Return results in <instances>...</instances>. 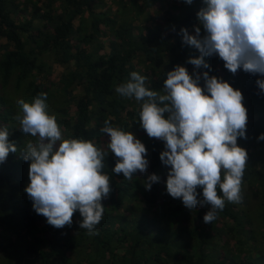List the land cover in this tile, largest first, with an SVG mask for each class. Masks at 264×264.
<instances>
[{"label": "trees", "instance_id": "1", "mask_svg": "<svg viewBox=\"0 0 264 264\" xmlns=\"http://www.w3.org/2000/svg\"><path fill=\"white\" fill-rule=\"evenodd\" d=\"M168 3L0 0V127H8V140L17 147L0 162V264H264V140L258 139L264 133V91L256 83L264 77L243 70L232 74L216 55L204 57L208 69L195 68L188 61L200 52L184 43L179 33L186 27L194 34L202 0ZM176 65L185 66L191 75L208 71L226 80L242 92L247 108V138L237 141L248 153L242 200L225 201L211 224L203 222L210 205L190 210L182 199L167 193L170 166L160 159L164 142L150 138L141 127V102L115 91L133 71L147 78L151 90L161 91L167 72ZM198 83L203 87V79ZM42 92L65 138L90 139L107 152L110 137L100 131L107 119L125 131L133 124L136 138L147 149V173L137 171L131 181L113 171L114 153L105 157L102 171L112 190L102 201L103 217L91 233L79 227L78 211L70 226H51L35 212L24 191L30 162L22 157L30 138L26 142L15 120L20 112L17 101L32 102ZM152 173L160 179L146 190L144 179ZM244 184L256 188L258 238L251 235L256 230L244 207ZM197 191L202 199V189ZM222 233L239 238L230 249L221 242L223 250L214 256L219 237L226 235ZM213 236L216 242L210 240ZM243 237L251 246L238 252ZM253 245L256 254L246 256Z\"/></svg>", "mask_w": 264, "mask_h": 264}, {"label": "clouds", "instance_id": "2", "mask_svg": "<svg viewBox=\"0 0 264 264\" xmlns=\"http://www.w3.org/2000/svg\"><path fill=\"white\" fill-rule=\"evenodd\" d=\"M186 2L192 4L193 0ZM202 4L194 34L186 27L179 33L184 43L200 52L188 62L197 69H208L204 57L216 55L232 74L243 70L264 77V0H202ZM146 79L133 71L115 91L141 102V127L150 138L164 142L160 159L170 166L167 193L182 199L190 210L198 204L210 205L203 222L211 224L225 201L242 200L248 162L247 150L237 143L238 138H247L242 92L208 71L191 75L182 65L167 72L161 91L147 87ZM201 79L203 87L198 83ZM256 83L264 91V79ZM46 99L42 92L32 102L17 101L20 112L15 120L26 136L35 138L23 152V160L30 162V182L24 191L35 212L51 226H70L78 211L82 217L79 227L91 233L103 217L102 201L112 190L109 176L102 171L105 157L114 153L117 162L113 171L131 181L137 171L147 173V149L134 133L114 127L107 119L100 129L110 137L107 152L90 139L65 138L55 116L47 111ZM8 136V127H0V162L6 161L10 152H17ZM258 139L264 140V133ZM159 179L155 173L147 174L146 190ZM198 188L202 199H198Z\"/></svg>", "mask_w": 264, "mask_h": 264}, {"label": "rangeland", "instance_id": "3", "mask_svg": "<svg viewBox=\"0 0 264 264\" xmlns=\"http://www.w3.org/2000/svg\"><path fill=\"white\" fill-rule=\"evenodd\" d=\"M171 1L172 0H168V5H170V3H171ZM47 61V60H46ZM48 63H49V59H48V61H47ZM12 81V80H11ZM14 83H13V81L12 82H9L8 84H7V87H8V90H11V86L13 85ZM130 129H131V132L132 133H134V135L136 136L137 135V132H138V130L133 126V124H132V126L130 127ZM30 138V140L29 141H33L34 142V140H35V138H33V137H31V136H27V138H26V142H27V140ZM28 141V142H29ZM27 142V143H28ZM255 190H256V188H254L252 185H249V184H244L243 185V187H242V193L246 196V205L244 206L245 208L247 207L248 208V213H249V215H250V219H251V225H252V227L256 230V232H252V236H256L257 238H258V236H259V233H258V228H257V221H258V209H257V196H256V194H255ZM223 222V220L222 221H218L217 222V224L215 223V225L214 226H219L221 223ZM227 222V221H226ZM224 224V223H223ZM228 224H230V222H228ZM199 232V231H198ZM223 235L224 234H226L225 236H222V238L221 237H219L220 239L218 240V243H216V251L213 253L214 254V256H216V255H218V256H220V254H221V252H222V250L223 249H220V244H221V242H225L224 243V247L223 248H228V249H230V248H233L235 245H236V243H234V238H239V236H237V237H234V238H232L229 234H227V233H222ZM41 235H42V237H44L46 234H44L43 233V231H41ZM201 235H202V233H201ZM210 240H212V242H216V240H217V237H215V236H213L212 237V239H210ZM264 241V240H263ZM250 240L249 239H246L245 237H243L242 239H241V242L240 243H238V244H240L239 246H238V252H239V250L240 249H247V246L248 245H250ZM251 246V245H250ZM256 249H257V246L256 245H253L252 247H250L249 248V251L246 253V256L247 255H255L256 254ZM227 250V249H226Z\"/></svg>", "mask_w": 264, "mask_h": 264}]
</instances>
